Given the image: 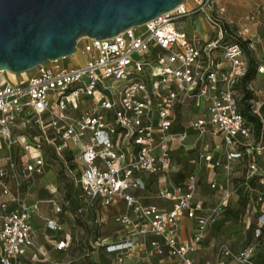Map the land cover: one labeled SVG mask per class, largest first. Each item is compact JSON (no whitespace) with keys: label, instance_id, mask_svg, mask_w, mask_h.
Instances as JSON below:
<instances>
[{"label":"built area","instance_id":"obj_1","mask_svg":"<svg viewBox=\"0 0 264 264\" xmlns=\"http://www.w3.org/2000/svg\"><path fill=\"white\" fill-rule=\"evenodd\" d=\"M187 1L193 9L186 7ZM214 2L185 0L115 36L84 37L76 50L84 41L82 65L59 62L70 55L36 67L38 73L27 79L0 82V136L7 150L0 167V264H24L30 253L37 257L32 218L38 203L27 204L21 188L31 187L35 175L59 161L65 166L66 183L85 202L78 214L94 208L102 223L101 208L124 203L117 218L121 239L97 242L113 255L112 264H124L140 245H146L150 255L166 248L179 264H197L192 254L227 207L237 189L235 179L242 176L235 177L234 165L246 162L245 177H259L264 183V102L258 106L252 101L250 113L260 122L256 127L241 112L247 51L239 42L224 44L229 23L225 7ZM197 14L215 25L210 38H202L198 30L191 34L179 29L182 20ZM234 34L251 48L249 26L236 27ZM256 71L264 73V65ZM4 75L1 71L0 79ZM248 88L252 90L250 84ZM190 149L196 151V169L177 183L171 177L179 168L176 156ZM219 169L224 179L209 184L217 201L207 206L199 191L202 174ZM10 183L17 193L11 192ZM151 184L169 207L145 202L143 192ZM11 201L16 206L11 208ZM49 202L55 213L63 211L57 198ZM184 216L196 223L187 243L177 236ZM47 227L59 225L48 219ZM263 237L264 207L253 241L238 252L227 243L218 244L216 251L238 263H251ZM69 244L63 238L56 247L67 249Z\"/></svg>","mask_w":264,"mask_h":264},{"label":"rangeland","instance_id":"obj_2","mask_svg":"<svg viewBox=\"0 0 264 264\" xmlns=\"http://www.w3.org/2000/svg\"><path fill=\"white\" fill-rule=\"evenodd\" d=\"M214 6H222L225 7V18L227 19L230 27H231V34L234 35V31L237 26H241L243 23L250 20L254 17L258 20L259 26L256 28L257 33V40H254L255 48L254 50H250L252 56L254 57L255 61L258 64L264 65V0H215ZM186 7L188 9H193L194 4L191 1L186 2ZM196 18H188L181 21L179 25V29L189 32L191 34L197 33V23L193 21V19H199L202 22L203 29L207 37H211L212 34L216 33V27L213 24H210L202 14H197ZM198 34V33H197ZM259 39V40H258ZM232 40L230 37L229 41ZM84 41L79 43V48L76 53L72 54L70 57L65 59H61L59 62L62 64L67 65H82L86 62V57L81 51L83 47ZM50 65L49 62H47ZM38 73V69H33L29 72H22V73H13L10 71H5V75L3 78L0 79V82L3 81H10V82H17L18 79L24 78L27 79L29 76L35 75ZM116 84L120 85L121 82H117ZM251 84L255 89H263L264 88V73H258L255 71L254 77L251 81ZM260 96H256L253 93V99H258ZM96 98H99V95L96 94ZM252 103V102H251ZM264 109V107H263ZM7 153L6 148L0 150V167L4 165L5 155ZM184 155H180V159H183ZM17 160L19 158L18 154L16 155ZM64 168L65 166L62 163L55 164L53 168L47 169V173L50 176L48 179L43 176L45 182L48 184L49 188V195L55 197H61L64 194L63 188L67 189L65 195L70 194L74 202H71L69 209L74 211L76 208L80 206H84V201H76L75 195L77 193L76 188H72L68 190L67 186H53L52 182L56 180V175L61 180L66 179L64 175ZM241 168V165L235 164L234 171H238ZM205 176V183L214 179L216 177L215 174L221 172L220 169L213 171V170H206ZM43 175V174H42ZM172 179L176 178L175 174H171ZM183 177L178 176L177 179H182ZM59 184V182L57 183ZM254 190L251 192V199H253L252 203L250 204V211L255 210L259 211L261 208L264 207V186L258 187L254 186ZM156 186L155 184H151L150 188L145 195L150 196L147 198V202H158V198H156ZM248 187L243 183H239L237 191L231 196L229 200V204L226 208V212L221 215V219L223 221L222 228H214L212 232L209 242L214 244L219 238H230L232 241L237 244L233 247L235 250L239 248H245L247 244L254 238V229L257 227L256 218L252 216L244 217V213L248 208V200L246 198ZM71 191V192H69ZM11 192L13 189L11 187ZM201 195L204 198L212 199L215 196V193L211 192L206 186H203L200 191ZM30 200H26L28 203ZM15 203V202H14ZM72 206V208H71ZM254 206V208H253ZM89 209V208H88ZM86 210L84 214L82 213L81 216H75L74 214L67 213L63 219V230H56V231H49V234H52V237L45 239L44 236L42 238V245L43 247V255L38 254V259L42 260H29L23 259L25 261L24 264H110L109 259L107 257V252L102 249H97V243L95 241H100L102 236H110L112 239L115 240L119 237L121 238L122 233H118L117 230L119 229L117 217L119 214L118 211L122 210L121 207L117 210L116 207L111 208L112 214L109 215L106 222L103 224H99L95 222L94 216L92 212ZM80 214V213H79ZM44 222L42 218L35 219V226L37 228ZM250 222V227L248 224ZM71 233L73 240L69 245L67 250H58L55 248L54 243L59 239L60 234H68ZM260 247L255 254L252 262L240 263V264H264V238L259 242ZM236 252V251H235ZM145 257V256H144ZM146 257H151L146 254ZM210 263L215 262V252L212 250L210 255ZM143 256L136 255L135 260L136 262H143ZM151 259V258H150Z\"/></svg>","mask_w":264,"mask_h":264},{"label":"water","instance_id":"obj_3","mask_svg":"<svg viewBox=\"0 0 264 264\" xmlns=\"http://www.w3.org/2000/svg\"><path fill=\"white\" fill-rule=\"evenodd\" d=\"M185 0H0V72L22 73L74 54L84 37L108 38Z\"/></svg>","mask_w":264,"mask_h":264},{"label":"crops","instance_id":"obj_4","mask_svg":"<svg viewBox=\"0 0 264 264\" xmlns=\"http://www.w3.org/2000/svg\"><path fill=\"white\" fill-rule=\"evenodd\" d=\"M195 22L197 23L198 33L201 35L202 38H204V39L207 38V34H205V32H204L202 22L199 19H196ZM259 23L260 22L258 20H256L254 17H252L250 20H248L247 22L243 23L240 26V27H242L243 25H246V26H249L250 27L251 35H252L251 48H250V50L256 49L255 48L254 40L255 39L257 40L256 28H258ZM236 27L237 28H240L237 25H236ZM261 41H264V40H261ZM250 85L252 87L253 93L256 96H260L258 99L253 100V103H256L257 102V105L259 106L262 102H264V88L263 89H255L253 87V85L251 84V82H250ZM263 107H264V104L262 105V109H261V112H262V114L264 116V109H263ZM4 148H6V147H5V144H4V141H3L2 137L0 136V150L1 149H4ZM59 162L62 163V161H59ZM4 163H5V160H4ZM205 171H203L204 173L202 174L201 183H204L205 180H206L205 179V176H206V172ZM235 173H236L235 174V177H236V176H240L242 172L236 171ZM45 175H46V177L48 179H50V176L48 175L47 170H46V172L43 175H35L33 177V179H32V186L31 187L23 186L21 188V196L25 199V201L27 199L30 200L28 203L26 202L27 204L33 205L35 203H38L37 204L38 205V211L36 212V214L32 218V224H33V227H34V230H35V232H34V239H35V242L37 244V247H38L39 251H37V257L36 258L33 257V253H30L29 254L28 258L31 261H33L35 259L36 260H42V259H38V254H41L40 252L43 253V247H44V245H42V243H41L43 236H44L45 239H47V238L52 237V234H49V231L63 230V224H64L63 223V219H64V217H65V215L67 213L74 214L77 217L82 215V213L81 214H78L77 213V209L78 208H76L74 211H72V210L69 209L71 202H73V199H72V197L69 198V197H67V195H65L67 189L63 188V190L65 192H64V194L61 197H55V196L53 197V196H50L49 195L48 184L43 179L44 178L43 176H45ZM215 175H216V177L214 179H211L208 182H211L212 180L218 181V180L224 179L223 175H221V174H218L217 173ZM58 182H59V184H57ZM208 182H206V183H208ZM69 184L70 183H66V179L61 180L60 178L57 177V175H56V180L54 182H52V185L53 186H57V185L59 186L60 185L61 186V189H62V187L64 185L67 186ZM10 186L12 187L13 192H16L17 193L18 190L16 189V187L14 186V184L13 183H10ZM199 191H201V190H199ZM145 192H147V191H145ZM145 192H143L144 195H145ZM78 195H79V191H77V193L75 195V199H78L79 201H82L81 199H79ZM149 197L150 196L145 195V202L146 203H155V204H157V205H159L161 207H163V206L169 207L171 205L169 202H167L165 200H162V199H159V198L157 199L158 202H147V198H149ZM200 197L203 198V199H205V201L207 203V206H214V204L217 201L216 194H215L214 198H212V199L210 198L208 200H207V198H204L201 194H200ZM51 198H57L61 203H63V211L62 212L55 213V211H54L51 203L49 202V200ZM66 200H70V204L68 206L65 205ZM9 205L12 208V207L16 206V203H14V202L11 201V202H9ZM119 207L122 208V210H119L118 211V213L120 214V213H122L125 210V205L121 202V204L116 207L117 210L119 209ZM71 208H72V206H71ZM111 208L113 209V207H106V208H103V209L101 208V213H102L101 217L104 218V220H103L102 223H100V222L97 221L98 220V215H97L96 210L94 208H89V209H91L90 211L92 212V214L94 216L95 222L96 223H99V224H103V223L106 222V220L109 217V215L113 213L110 210ZM89 209L87 208L86 210H89ZM119 214H117V215H119ZM257 216H258V214L257 215H254V217L256 218V222H257ZM36 218H42L44 220V222L38 228H37V226H35L36 225L35 224V219ZM48 219L57 221V223L59 225V228L52 229V228L47 227V220ZM117 221H118V219H117ZM118 225L120 227L117 230V232L121 234V231L123 229H121L122 227H121L119 221H118ZM214 228H216V227L212 224L210 226V228H209V233H208L207 238L200 244L198 250L192 254L193 260L197 264H208V263L209 264H213V263H210V258H209L210 255H211V251L213 250L215 252V262H214V264H240L236 260H233L230 257L220 256V255L217 254L216 248H217V245L220 244V243H227L230 246V248L233 251H236V252L241 251L244 248L242 247V248H239L238 250H235L234 247H233V244L234 245H237V244H235L232 241V239H230V238H219L214 244L210 243L209 242V238H210L212 232L214 231ZM217 228H222V226H219V227L217 226ZM195 229H196V223H195L194 220L189 219V218H187L185 216L182 217L181 220H180V225L178 227V231H177V236H178L179 240L182 243H187L188 241H190L191 238H192V236H193V234H194V232H195ZM121 237H122V235H121ZM63 238L69 240L70 243L73 240V237H72V234L71 233H68V234H60L59 235V239L54 243V246H55L56 249H58L56 247L57 243L61 239H63ZM150 238H159V237H156V236H153L152 235V236H150ZM111 239L112 238L110 236H106V235L105 236H102L100 238V241H101L100 243L114 242V241L119 240V237L116 238L115 240H111ZM97 242L98 241H95V243H97ZM97 246H98L97 249L105 250V247L104 246H102V245H97ZM68 248H69V246H68ZM67 249H62V250L65 251ZM146 254L149 255V256H151V257H146ZM136 255L143 256V258H144L143 260L144 261L141 262V263L136 262V260H135ZM111 256H113V255L112 254H107V257L108 258H111ZM112 258L109 259V263L110 264H112V262H111L112 261ZM124 264H179V262L177 261V259L175 257H173L172 255H170V253L168 252V250L166 248L164 249V252L162 254H159V255H150L148 253V247H146V245H140V246H138L136 248L133 257L126 258V261H125Z\"/></svg>","mask_w":264,"mask_h":264},{"label":"trees","instance_id":"obj_5","mask_svg":"<svg viewBox=\"0 0 264 264\" xmlns=\"http://www.w3.org/2000/svg\"><path fill=\"white\" fill-rule=\"evenodd\" d=\"M225 28H226V32H225V37H224V44L231 43V42H239L240 44H242L244 46V48L247 51L248 58H249V68H248L247 73L245 74V76L243 77V79L241 81V89H242V92H243V97H242V100H241V112L249 120L253 121L256 127H259V125H260L259 119L256 116L252 115V113H250L251 106H252V103L251 102L254 99H253V91L248 88L250 82L252 81V79L254 77L256 68L258 66V62L255 61L254 57L252 56V54L250 52V49L248 48V41H242L241 39L237 38L236 36L234 37V35H232L230 33L231 32L230 31L231 30V27H230L229 24H226V27ZM230 37H232V40L231 41H229ZM180 155H184L182 160L180 159ZM196 156H197L196 155V151L194 149H190L187 152H184V153H181V154L179 153L176 156V159L178 161L179 168H178V170H176V171H174V172L171 173V174H175V177H176V178L173 179V181H175L177 183L183 182L196 169V161H195L196 160ZM239 165H241V168L238 171L239 172H242V176H240L239 178H236L235 179V181L237 183V188H238L239 183H243V184L247 185L248 190H247L246 198L248 200V203H250L251 201H253V199H251V192L254 190L253 187L254 186L263 187L264 186V183L262 184L260 182V178L259 177H253L251 179H247L245 177V173H246V162L239 163ZM178 176L183 177V178L182 179H177ZM201 184L202 185H200V190H201V188L203 186H206L211 192L215 193V191H213L212 189H210V186H209L210 182H208V183H205L204 182V183H201ZM67 188H68V190H71L72 191V188L73 187L71 186V184H69V185H67ZM71 191H69V192H71ZM236 191H237V189H236ZM70 196L71 195L69 194L68 197L70 198ZM76 201H79V200L76 199ZM73 202H74V199H73ZM121 202L122 201H120V202H118V203H116V204H114L112 206H109V207H117V206H119L121 204ZM226 208L222 212V214L224 212H226ZM246 212H247V209H246V211L244 213V217L247 216V215H245ZM257 214H259V211H255V210H252V211H250L248 213V215H250V216L257 215ZM221 215L219 216V218L217 219V221H215L213 223V225L215 227H217V226L219 227V226H222L223 225V221L221 219ZM257 220H258V216H257ZM249 227H250V224H249L248 228ZM263 238L258 239L259 242ZM253 240H254V238L251 241H253Z\"/></svg>","mask_w":264,"mask_h":264}]
</instances>
